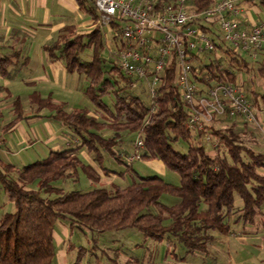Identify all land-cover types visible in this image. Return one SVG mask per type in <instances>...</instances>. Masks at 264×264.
<instances>
[{
    "label": "trees",
    "instance_id": "1",
    "mask_svg": "<svg viewBox=\"0 0 264 264\" xmlns=\"http://www.w3.org/2000/svg\"><path fill=\"white\" fill-rule=\"evenodd\" d=\"M76 1L93 19L96 17L94 0ZM213 1L188 0L187 5L199 12ZM258 2L264 5V0ZM198 25L215 34L217 50L221 52L218 57L207 52L198 55L199 80L207 77L208 84L228 80L243 88L241 76L238 80L240 74L232 67L238 72L248 71L250 62L242 56L246 52H236L212 28L199 21ZM88 46L92 51L85 60L80 53ZM103 46L98 28L81 32L72 24L61 27L44 44L50 59H61L67 72L85 76L83 93L95 108L65 110L63 102L42 96L37 90L28 94L36 110L46 108V117L65 125L78 142L21 166L0 164V186L13 205L12 210L0 215V264H56L53 233L57 221L95 236L133 227L152 239L173 237L187 253L204 252L214 233L229 235L230 222L252 223L264 204V152L243 143L233 122L238 116L215 118L230 122L220 128L210 126L215 150L210 153L211 146L204 143H208L204 141L205 127L189 126L186 107L172 86L173 67H165L157 86V105L152 109L150 99L146 103L141 97L142 93L147 94L145 84L139 82L131 88V77L124 75L112 59L105 60L100 55ZM260 51L264 47L255 55ZM15 54H0V74L9 75L8 65ZM258 72L264 76V66H259ZM106 95L112 96L111 105L103 100ZM247 98L252 106H260L256 98ZM12 105L15 115L0 128V138L23 117L17 96ZM105 131L110 134L105 135ZM124 133H136L142 138L143 148L137 158L161 161L178 174L179 180L168 181L157 174L137 175L113 190L100 186L62 191L54 184L58 179L76 175L79 169L88 177H99L91 164L82 161L78 150L86 148L98 164L103 152L120 160L115 148ZM122 153L125 157L129 154ZM103 169L108 174L109 170ZM33 182H37V187L31 186ZM164 193L176 196L177 201L164 204L160 200Z\"/></svg>",
    "mask_w": 264,
    "mask_h": 264
},
{
    "label": "rangeland",
    "instance_id": "2",
    "mask_svg": "<svg viewBox=\"0 0 264 264\" xmlns=\"http://www.w3.org/2000/svg\"><path fill=\"white\" fill-rule=\"evenodd\" d=\"M247 12L254 18H258V21L264 22V5L258 1H254L251 7L246 8ZM81 24V22H80ZM84 25H78V28H83ZM30 29V30H29ZM216 32L217 24L212 27ZM27 31L31 35L33 30L31 26H28ZM106 28H103L101 35L104 41V46L99 50L100 55L105 59H110L108 54V47L105 44V36L111 37V33L104 34ZM41 40V38L35 37V41ZM33 38L31 39V41ZM36 42H33L27 51V55L30 57V63L26 68L20 69L19 77L8 79V87L10 89V95L4 97V103L0 106V126L5 125L14 117L13 111V99L18 97L21 104V112L23 116H31L36 113V106L28 97V94L34 90L43 87L52 88L51 98L57 102H63L65 104V110H72L74 108H86L93 111L95 106L87 95L83 93V89L87 84L83 78V74L77 72H60L58 80L52 83L40 84V79L33 77L32 73H40L43 70L39 66H36L38 62V49L36 48ZM91 47H85L80 53L82 59L88 60L91 55ZM43 52V50H41ZM46 53V52H45ZM43 52V54H45ZM219 56L221 52L216 51ZM242 56L250 62V68L248 71L238 72L236 67H232L235 73H239L238 80H243V90L246 89V94L249 98H256L258 108L253 105L258 123L262 126L264 121H260V112L264 115V99L261 98V94H264V76L258 72L259 66H264V56H253L249 53H242ZM257 60V62H254ZM253 61V62H252ZM63 63V60H59ZM36 66V67H35ZM35 68V70H33ZM33 70V71H32ZM49 72V69L47 68ZM27 73V74H26ZM241 76V79L239 78ZM257 92L254 94L252 90ZM141 97L148 103L149 97L146 93H142ZM103 100L112 104V96L106 95ZM43 111H48L46 108H42ZM230 120L214 119L213 122L205 125L204 135L208 134V139L204 137V142L210 145V153H214L212 146L214 145V137L210 132V126L214 128H220L228 125ZM234 125L241 135L243 143L252 146L256 150L264 152V128H256L252 123H246L241 117H234ZM59 123V122H58ZM15 134V133H14ZM105 135H109L110 132L105 131ZM136 133H124L122 141L116 146L120 152L121 159H116L113 155L103 152L102 162L98 164L94 159L91 163L80 152L79 157L83 162L91 164L95 170V173L99 177H88L81 169H79L76 175L58 179L54 182L57 187H60L62 191L68 190H88L93 187H106L113 190L115 187H122L128 184L137 175H151L157 174L168 181L176 182L179 180V176L175 171L167 169L160 161H146L145 159L135 158L131 161L127 160L122 152H129L132 144L137 139ZM183 146L185 144L182 142ZM178 148V144L174 145ZM180 148V146H179ZM129 149V150H128ZM127 152V153H128ZM4 153L3 148H0V155ZM88 157H93L89 152ZM154 165H160L156 168ZM103 167L109 170L108 175H101L100 172H104ZM94 173V174H95ZM32 187H37V182L31 184ZM1 194L4 195L5 201H1L0 215L5 211H10L13 206L7 199V196L0 188ZM54 196L55 194H50ZM160 200L167 205L173 204L177 201V197L164 193ZM3 202V203H2ZM239 202V199H237ZM10 204L12 207H10ZM233 220V218L231 219ZM168 220H165L166 224ZM231 233L229 235H220L214 233L213 238L207 243L206 251L204 252H189L185 251V247L182 243L175 238L164 237L161 240L152 239L144 236L136 228H124L120 230H111L104 232L100 235H92L89 231H82L76 228H72V238L80 239L82 247L85 249L84 263L81 264H241L243 262H250L255 264H264V204L260 207V212L255 216L252 223L244 222H230ZM74 234V235H73ZM80 243V242H79Z\"/></svg>",
    "mask_w": 264,
    "mask_h": 264
},
{
    "label": "built area",
    "instance_id": "3",
    "mask_svg": "<svg viewBox=\"0 0 264 264\" xmlns=\"http://www.w3.org/2000/svg\"><path fill=\"white\" fill-rule=\"evenodd\" d=\"M259 0H214L202 11L188 8V0H94V27L105 36L108 54L119 70L131 77V88L146 86L152 109L157 105V86L165 67L171 65L172 86L184 103L191 128L202 129L219 116H238L261 128L256 111L245 91L228 80H199L198 55L218 57L215 34L201 28L198 21L212 28L222 42L238 53L255 56L264 47V23H248L242 5ZM208 139V134L204 135ZM143 140L137 136L128 161L137 158Z\"/></svg>",
    "mask_w": 264,
    "mask_h": 264
},
{
    "label": "crops",
    "instance_id": "4",
    "mask_svg": "<svg viewBox=\"0 0 264 264\" xmlns=\"http://www.w3.org/2000/svg\"><path fill=\"white\" fill-rule=\"evenodd\" d=\"M89 2L92 3V1ZM252 3L242 5L244 20L248 23L262 22L247 12L246 8L251 7ZM92 20L93 18L78 6L76 0H0V54L16 52L12 63L8 65L9 75L0 74V106L4 103V97L10 95L9 77H19L20 69L26 68L30 63L27 51L33 42L37 43L36 48L39 53L36 66L44 70L40 73H32V75L36 79H40V84L52 83L58 80L60 72L65 74L67 71L64 63L59 62L61 59L48 57L44 44L52 40L64 25L72 24L81 32L89 31L94 28ZM80 22L85 27L78 28V25H81ZM28 26H31L33 30L31 35L27 31ZM211 26L213 27V25ZM38 36L41 40L35 41V37ZM259 55L264 56V51H260ZM83 77L86 81L85 76ZM43 86L34 90L39 91L42 96L51 97L52 88L47 89ZM262 111L259 113L260 121H264V115H261ZM47 114L48 111L40 109L34 115L28 117L22 115L23 117L19 118L13 127L4 133L0 138V148L4 150V153L0 155V164L9 162L21 166L45 157L52 150L75 146L78 141L71 131L58 121L46 117ZM261 127L264 128V123ZM79 152L91 163H94L93 157L87 156L89 152L86 148H80ZM154 166L159 168L160 165ZM100 173L104 176L108 175ZM1 191L3 192L2 188ZM1 196L0 202H4V195L1 194ZM10 204L12 205L11 202ZM10 204L8 205L12 207L13 205ZM71 229L63 221L56 222L53 233L56 244V264H81L84 261L86 251L81 245L83 239L80 241V239L72 238Z\"/></svg>",
    "mask_w": 264,
    "mask_h": 264
}]
</instances>
